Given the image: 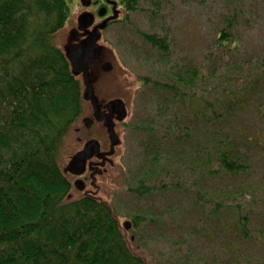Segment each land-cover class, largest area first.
Segmentation results:
<instances>
[{
	"label": "trees",
	"instance_id": "16d2710c",
	"mask_svg": "<svg viewBox=\"0 0 264 264\" xmlns=\"http://www.w3.org/2000/svg\"><path fill=\"white\" fill-rule=\"evenodd\" d=\"M240 17L199 61L172 60L166 36L144 34L156 61L130 80L147 105L131 102L118 128L104 126L109 146L137 113L143 161L129 191L157 202L176 192L196 211V233L160 263L132 237L156 224L164 236L174 216H134L128 229L111 204L70 197L66 166L89 139L76 129L101 118L55 42L74 18L68 0H0V264H264V59L239 46Z\"/></svg>",
	"mask_w": 264,
	"mask_h": 264
},
{
	"label": "rangeland",
	"instance_id": "374dc122",
	"mask_svg": "<svg viewBox=\"0 0 264 264\" xmlns=\"http://www.w3.org/2000/svg\"><path fill=\"white\" fill-rule=\"evenodd\" d=\"M133 1L131 12L127 16L124 15L126 17L124 20H120L122 25L101 32L100 40L91 42L86 32L71 29L72 23H74L73 20L83 9L80 7L78 0H68L74 18L70 19L66 28L58 32L56 36V45L66 53L71 48L87 49L85 55L79 61L71 60L72 69L86 87L93 88L94 97L102 99L100 100L102 104H104V101L107 102L120 97L126 100V104L135 101L138 111H142L147 105L146 98H142V93L137 92L140 85L139 81L136 79L130 80L133 77L132 74L136 77L147 73L149 64L156 61L152 58L153 54L150 51L149 44L144 40V34L147 33L167 37L172 60L181 62L185 59L199 61L206 58V52L212 50V43L218 32L217 30L227 28L230 18L239 13L241 17L236 24L239 46L247 49L254 58L264 59V0ZM115 12L116 10L114 15H118L119 11L116 14ZM120 13L122 18L123 10L121 8ZM249 15H252V17L249 18ZM111 17L113 15L109 18ZM247 17L251 19L250 25H246ZM90 32L92 35L95 34V32ZM107 58H110L111 62ZM103 59L112 63L113 68L110 72L104 73L101 70L100 67L103 63L108 62H103ZM93 103L92 106L89 103L90 110L95 105ZM95 107L101 122L97 126L94 123L91 128H86L82 120V126L80 125L76 130L81 132L85 128L83 133L93 135L92 139L97 140L101 145L102 152L108 155L101 157L100 161L98 157H94L95 159L87 163L86 171L81 177H75L74 175L75 178L71 177L73 187L70 197L78 199L85 195H92L111 204L123 224L126 222L132 224L134 216L149 218L161 214L166 215L168 218L174 216L176 222L168 221L164 225V229L160 231L166 235L160 236V234H157V230L160 229L156 224L151 225L145 231L139 230L137 236L132 237L134 243L141 250L147 251L149 255L153 256L152 259L164 263L171 253L176 254L177 248H184L189 237L196 233V211L185 210L184 199L177 198L176 192H173L172 197L164 195L162 200L157 202L154 199H139L129 191L131 182L139 179H137L140 175L138 167L143 159L141 155L143 147L138 139V134L135 133V126L140 123L136 117L137 113L133 117L132 114L127 115L121 132L122 140L115 143L113 139V142L109 143L108 146V136L105 133L104 126L111 128L114 125L116 129L121 125V122L115 114L104 108L105 106L97 107L95 105ZM153 107L150 105L149 108L152 110ZM84 117H90L94 120L91 115H85ZM89 130L91 131L89 132ZM71 144L74 145V142ZM79 150H81V146L78 145ZM147 150L149 148L145 149V151ZM252 152L253 155L246 156L257 161L259 154L255 151ZM104 162L106 163L105 168L103 167ZM94 163L100 165L94 168L96 167L93 165ZM147 163L148 161L143 163V169ZM68 164L66 169H68ZM261 166L262 168L257 169L255 167L258 172L256 181L264 183L263 161ZM99 167L104 172L100 171L101 168L99 169ZM76 179L84 181L83 190L76 188ZM131 224L130 228H132ZM193 250L196 251V246ZM249 251L254 254L258 253L259 249L257 245L251 244ZM176 260L173 259V261Z\"/></svg>",
	"mask_w": 264,
	"mask_h": 264
},
{
	"label": "water",
	"instance_id": "95a60500",
	"mask_svg": "<svg viewBox=\"0 0 264 264\" xmlns=\"http://www.w3.org/2000/svg\"><path fill=\"white\" fill-rule=\"evenodd\" d=\"M82 2H84V0H82ZM93 22V16L91 14L88 13H84L79 17V26L81 29H85L87 27L88 24ZM88 34V37L90 38L91 42H97L100 40L101 38V32H95V34L92 35L91 32L89 31H84ZM87 51V49L85 50H81V49H77V48H71L69 49L67 55L71 60H75V61H79L84 55L85 52ZM110 62L111 59L107 58ZM103 59L104 61H108ZM105 62L103 63V65L100 67L101 70L104 73L110 72L113 68L112 63L110 62ZM100 62V61H99ZM88 88V95L92 97V101L94 102V104L98 107V105L100 107L104 106V108H107L110 113L115 114L116 117L120 116V117H126V111H127V104L126 102L122 99V98H115L111 101H104V104H102L98 98L94 97V92H93V88H91L90 86H87ZM102 100V99H100ZM94 120H92V118L90 117H84L83 118V124L85 125L86 128H91L94 124ZM82 150H79L76 154L75 157L69 162L68 164V172L71 173L74 176H79L81 177L85 171H86V167H87V163L92 160V158H94L95 156L100 155L101 153V145L97 140L91 139L89 141H87L83 148H81ZM75 186L76 188H78L79 190H83L84 189V181L81 179H77L75 182ZM130 224L129 222L124 223V226L126 228H130Z\"/></svg>",
	"mask_w": 264,
	"mask_h": 264
},
{
	"label": "flooded vegetation",
	"instance_id": "af4514ba",
	"mask_svg": "<svg viewBox=\"0 0 264 264\" xmlns=\"http://www.w3.org/2000/svg\"><path fill=\"white\" fill-rule=\"evenodd\" d=\"M78 2H79L80 7H82L83 10L80 11V13L77 14L76 19L73 20L74 23H72L71 29L79 30V31H89V32L90 31L103 32L111 27L122 25L120 23V20H124V18H126L124 17V15L127 16L129 12H131V9H133L134 1L133 0H84V2H82V0H78ZM120 8L123 10L122 18H121ZM115 10H116L115 14L118 13L119 11L118 15L116 16L114 15ZM84 13L91 14L93 16V22L88 24L85 29H81L79 26V17ZM112 15L113 17L109 18ZM85 137H89V139L86 140L84 144L87 141L92 139V135L87 134L85 135ZM98 156H95V157H98ZM93 159L95 158H92V160ZM75 177H79V176H75Z\"/></svg>",
	"mask_w": 264,
	"mask_h": 264
}]
</instances>
